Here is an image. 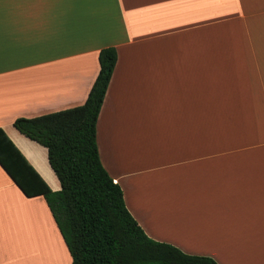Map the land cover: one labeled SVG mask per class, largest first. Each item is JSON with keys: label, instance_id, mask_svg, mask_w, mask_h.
<instances>
[{"label": "crops", "instance_id": "1", "mask_svg": "<svg viewBox=\"0 0 264 264\" xmlns=\"http://www.w3.org/2000/svg\"><path fill=\"white\" fill-rule=\"evenodd\" d=\"M112 46L100 162L153 240L264 264V0H0V129L51 190L16 117L81 104ZM70 264L41 195L0 166V264Z\"/></svg>", "mask_w": 264, "mask_h": 264}, {"label": "trees", "instance_id": "2", "mask_svg": "<svg viewBox=\"0 0 264 264\" xmlns=\"http://www.w3.org/2000/svg\"><path fill=\"white\" fill-rule=\"evenodd\" d=\"M115 59L114 47L99 49L98 70L81 104L12 121L19 133L45 147L59 189L46 185L1 129L0 166L24 195L43 197L70 264H217L148 237L100 162L95 122Z\"/></svg>", "mask_w": 264, "mask_h": 264}, {"label": "rangeland", "instance_id": "3", "mask_svg": "<svg viewBox=\"0 0 264 264\" xmlns=\"http://www.w3.org/2000/svg\"><path fill=\"white\" fill-rule=\"evenodd\" d=\"M69 261H67V264H68Z\"/></svg>", "mask_w": 264, "mask_h": 264}]
</instances>
